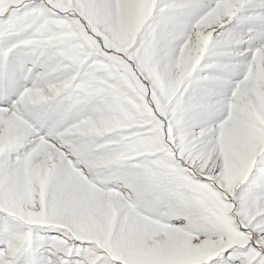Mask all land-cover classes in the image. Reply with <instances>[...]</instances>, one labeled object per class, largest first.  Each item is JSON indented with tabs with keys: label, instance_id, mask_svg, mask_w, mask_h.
<instances>
[{
	"label": "snow or ice",
	"instance_id": "1",
	"mask_svg": "<svg viewBox=\"0 0 264 264\" xmlns=\"http://www.w3.org/2000/svg\"><path fill=\"white\" fill-rule=\"evenodd\" d=\"M0 264H264V0H0Z\"/></svg>",
	"mask_w": 264,
	"mask_h": 264
}]
</instances>
